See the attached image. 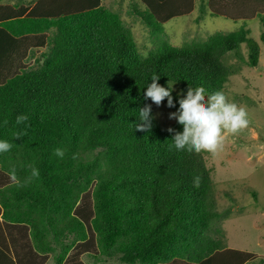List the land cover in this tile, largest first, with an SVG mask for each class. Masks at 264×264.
Wrapping results in <instances>:
<instances>
[{
  "label": "trees",
  "instance_id": "obj_1",
  "mask_svg": "<svg viewBox=\"0 0 264 264\" xmlns=\"http://www.w3.org/2000/svg\"><path fill=\"white\" fill-rule=\"evenodd\" d=\"M144 1L146 55L101 0L0 4V139L13 145L0 154V264H264L220 238L207 152L169 150L176 121L132 125L153 74L177 82L174 102L188 86L222 91L236 72L224 56L256 67L258 45L245 27L171 45L162 24L193 0Z\"/></svg>",
  "mask_w": 264,
  "mask_h": 264
},
{
  "label": "rangeland",
  "instance_id": "obj_2",
  "mask_svg": "<svg viewBox=\"0 0 264 264\" xmlns=\"http://www.w3.org/2000/svg\"><path fill=\"white\" fill-rule=\"evenodd\" d=\"M17 1L2 0L4 4ZM33 1L35 3L37 0ZM101 1L105 8L117 14L130 28L140 53L146 55L155 48L153 36L136 12L146 8L144 0ZM192 3L188 10L181 12L183 14L172 16L162 24V37L171 45L245 27L249 30L248 37L259 48L256 67L248 66L233 52L224 56V63L235 68L236 72L229 76L221 92L228 102L246 110L250 123L238 134L228 136L223 149L217 154L205 153L204 157L212 173L216 210L221 214L218 227L220 238H224L229 247L248 250L255 259L264 257V44L259 38L261 23L256 17L258 12H264V0H204L203 12L200 11V0H193ZM212 10L219 15L211 16L209 12ZM239 50L247 59V46L240 44ZM150 105L161 127H167L175 121L169 119L168 114L176 110L166 107L163 102L159 107L151 101ZM215 234V237L218 236ZM253 261L257 264V260ZM84 262L94 264L92 259ZM47 264L53 262L49 260ZM104 264L122 263L114 257Z\"/></svg>",
  "mask_w": 264,
  "mask_h": 264
},
{
  "label": "clouds",
  "instance_id": "obj_3",
  "mask_svg": "<svg viewBox=\"0 0 264 264\" xmlns=\"http://www.w3.org/2000/svg\"><path fill=\"white\" fill-rule=\"evenodd\" d=\"M159 79L158 74L151 76L150 82L143 88V97L150 99L157 107L163 101L166 107L176 108L175 112L168 114V118L174 119L182 130L175 131L171 127L167 129L169 133H174L169 150L185 153L207 152L215 155L223 149L228 136H234L249 126L246 110L228 102L223 92L214 91L209 94L204 87L188 86L186 90L176 93L174 102L173 86L177 82L167 81L166 86H161L157 83ZM151 111L150 104L140 108L136 122L132 123L133 129L149 132L153 127L152 120L155 119ZM27 120L28 116L22 114L17 117L16 123L19 125ZM12 146L7 140L0 139V154L10 151ZM55 155L63 158L64 151L57 148ZM37 175L38 171L34 169L33 176ZM193 183L195 187H199L200 178L195 177Z\"/></svg>",
  "mask_w": 264,
  "mask_h": 264
},
{
  "label": "crops",
  "instance_id": "obj_4",
  "mask_svg": "<svg viewBox=\"0 0 264 264\" xmlns=\"http://www.w3.org/2000/svg\"><path fill=\"white\" fill-rule=\"evenodd\" d=\"M1 1V3L0 4H4L3 2H2V0H0ZM27 1V0H26ZM20 2H23L25 5H28V6H32V5H34V1L32 2V0H28V2H25V1H23V0H18L16 3H20ZM16 3H14V4H16ZM228 246V245H227ZM228 248H233V247H229L228 246ZM233 249H238V250H243V251H247V252H249L248 250H245V249H240V248H233ZM253 254V253H252ZM247 263H250V261H248ZM247 263H245V264H247Z\"/></svg>",
  "mask_w": 264,
  "mask_h": 264
}]
</instances>
